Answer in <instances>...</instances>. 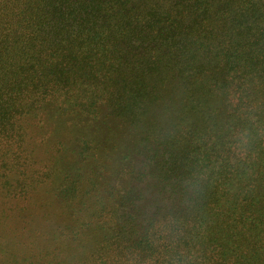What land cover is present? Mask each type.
<instances>
[{
  "label": "trees",
  "instance_id": "trees-1",
  "mask_svg": "<svg viewBox=\"0 0 264 264\" xmlns=\"http://www.w3.org/2000/svg\"><path fill=\"white\" fill-rule=\"evenodd\" d=\"M92 121L163 145L198 209L130 239L135 163L119 156L111 188L117 145ZM263 184L264 0H0V194L71 192L60 222L41 216L58 235L43 264H264Z\"/></svg>",
  "mask_w": 264,
  "mask_h": 264
},
{
  "label": "rangeland",
  "instance_id": "rangeland-1",
  "mask_svg": "<svg viewBox=\"0 0 264 264\" xmlns=\"http://www.w3.org/2000/svg\"><path fill=\"white\" fill-rule=\"evenodd\" d=\"M90 124L95 123L92 121ZM95 126L88 127L87 137L98 140L101 148L104 142L109 143L110 139L117 145L112 171L105 174L98 171L99 174L102 177L110 176L111 188H116L120 182L124 185L130 182L128 199L120 205L115 221L130 239L141 237L157 215H189L198 209L203 201L201 183L183 174V168L179 166L180 161H172L163 145L146 139L137 149V137L128 127L96 131ZM122 153L132 155L135 169L130 179H122L119 182L117 171L120 170L118 167L122 162L118 158ZM65 182L67 180L59 176L55 185ZM260 191L264 196V184ZM70 194L71 192L58 190L56 186L51 190L49 185L44 191H37L29 198H21L13 203L4 194H0V264H43L38 258L51 251L46 248L57 240L58 235L55 234L53 226L41 221V216L51 212L52 224L59 221L62 216L56 214L53 209L66 202V197ZM100 194H86L85 200L91 206L94 196L98 197ZM24 195L21 193L20 196ZM31 201L37 203L35 207ZM42 225L43 231L40 228ZM99 235L102 234L98 231L92 237L86 238V241L97 239ZM40 248H44V251Z\"/></svg>",
  "mask_w": 264,
  "mask_h": 264
}]
</instances>
